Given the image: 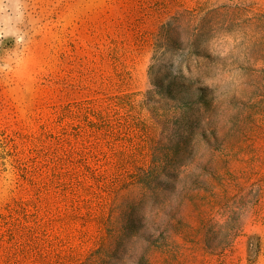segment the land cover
<instances>
[{
	"label": "rangeland",
	"instance_id": "obj_1",
	"mask_svg": "<svg viewBox=\"0 0 264 264\" xmlns=\"http://www.w3.org/2000/svg\"><path fill=\"white\" fill-rule=\"evenodd\" d=\"M0 264H264V0H0Z\"/></svg>",
	"mask_w": 264,
	"mask_h": 264
}]
</instances>
